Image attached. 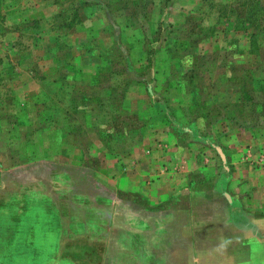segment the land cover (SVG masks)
I'll return each mask as SVG.
<instances>
[{"label": "rangeland", "instance_id": "obj_1", "mask_svg": "<svg viewBox=\"0 0 264 264\" xmlns=\"http://www.w3.org/2000/svg\"><path fill=\"white\" fill-rule=\"evenodd\" d=\"M240 150H264V0H0V164L65 184L23 224L58 213L65 264L143 263L119 248L144 198Z\"/></svg>", "mask_w": 264, "mask_h": 264}, {"label": "crops", "instance_id": "obj_2", "mask_svg": "<svg viewBox=\"0 0 264 264\" xmlns=\"http://www.w3.org/2000/svg\"><path fill=\"white\" fill-rule=\"evenodd\" d=\"M241 150L235 152L236 159L226 151L221 164L215 161L208 167L198 162L183 184H168L160 198H144L146 210L136 218L143 226L134 232H120L123 245L119 251L140 252L143 263L137 264H264V150ZM3 167L0 164V222L6 230L0 226V249H5L7 256L0 253V264H21L14 259L19 255L28 264H34V256L39 255L45 258L38 263L37 257L36 264H65V226L58 213L54 216L59 225L56 234L23 229L28 214L32 215L29 205L60 201L65 184H16L18 172L5 175ZM198 181L203 182V188L194 194ZM182 188L185 195H174ZM44 222L45 227L50 225V218ZM178 238L182 242L178 243ZM159 253L166 258L162 260ZM178 253L185 255L180 263Z\"/></svg>", "mask_w": 264, "mask_h": 264}]
</instances>
